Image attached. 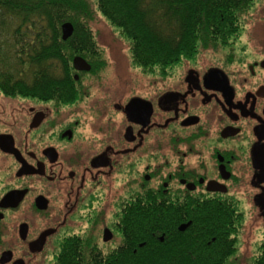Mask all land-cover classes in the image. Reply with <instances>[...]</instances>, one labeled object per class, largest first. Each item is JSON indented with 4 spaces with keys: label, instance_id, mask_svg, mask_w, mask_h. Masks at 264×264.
I'll return each mask as SVG.
<instances>
[{
    "label": "flooded vegetation",
    "instance_id": "1",
    "mask_svg": "<svg viewBox=\"0 0 264 264\" xmlns=\"http://www.w3.org/2000/svg\"><path fill=\"white\" fill-rule=\"evenodd\" d=\"M222 4L236 7L232 22L196 33L204 42L178 63L148 71L96 39L45 66L68 93L0 90V264H110L133 207L151 199L181 214L182 236L195 201L232 204L227 264L263 256L264 0ZM10 193L21 200L2 207Z\"/></svg>",
    "mask_w": 264,
    "mask_h": 264
},
{
    "label": "trees",
    "instance_id": "2",
    "mask_svg": "<svg viewBox=\"0 0 264 264\" xmlns=\"http://www.w3.org/2000/svg\"><path fill=\"white\" fill-rule=\"evenodd\" d=\"M91 1L128 41L130 62L146 69L196 55L199 41L204 40L194 35L229 24L236 11L235 6L222 4L235 0H0V90L4 94L46 97L57 88L68 93L69 78L53 83L51 74L44 76V68L53 58L61 59V48L97 46L89 24L94 16ZM66 23L73 25L74 33L64 44L60 40ZM136 207L129 223L124 222L128 241L110 264H227L235 251L232 236L239 223L232 204L195 201L189 217L191 236L176 231L181 214L157 208L154 199ZM163 234L166 240L161 243L158 237ZM208 238L215 239L209 246ZM255 264H264V254Z\"/></svg>",
    "mask_w": 264,
    "mask_h": 264
},
{
    "label": "rangeland",
    "instance_id": "3",
    "mask_svg": "<svg viewBox=\"0 0 264 264\" xmlns=\"http://www.w3.org/2000/svg\"><path fill=\"white\" fill-rule=\"evenodd\" d=\"M91 4H95V2L91 1ZM94 7V16H93V21H91L89 24L91 25V28L94 32L95 35V40L99 39V42H105L106 44H109L111 47L113 46V48L118 49L121 48L125 51L126 54L129 55V43L126 39H124L121 34L120 31L111 26L110 23L106 20V18L103 16V14L101 12H99L97 10V8L94 6H92V8ZM118 38V41H120L119 43L116 42V40L114 39L112 42L111 38ZM99 46L101 47L102 44L99 43ZM120 49V50H121ZM104 54V52H103ZM130 58V56H129ZM214 58V56H213ZM154 68H150L147 69L149 70H153ZM122 183V182H121ZM1 196V195H0ZM241 206V210L244 211V213L246 214L244 221L242 222L243 225H245L246 223H248L250 220V216H249V207L247 202H242V204H240ZM248 213V214H247ZM246 228L252 229V224L248 223L246 226ZM257 235V243L254 244V248L258 247L261 243H263L264 241V231L259 230L256 232Z\"/></svg>",
    "mask_w": 264,
    "mask_h": 264
},
{
    "label": "water",
    "instance_id": "4",
    "mask_svg": "<svg viewBox=\"0 0 264 264\" xmlns=\"http://www.w3.org/2000/svg\"><path fill=\"white\" fill-rule=\"evenodd\" d=\"M62 32H63V37L64 40H68L69 38H71V36L74 33V27L72 24L70 23H66L62 26ZM85 64V62L81 59H76L75 60V65L76 67L78 65H82ZM21 196L18 193H10L8 195H6L2 201H1V206L2 207H7V206H12L14 203H16L17 201L21 200ZM261 199H264L263 197H261ZM188 225L182 226L180 228L181 231L185 230V228H187Z\"/></svg>",
    "mask_w": 264,
    "mask_h": 264
}]
</instances>
